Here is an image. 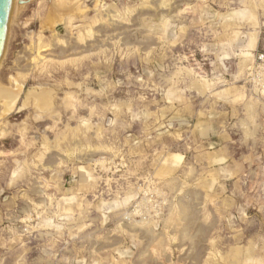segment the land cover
Here are the masks:
<instances>
[{
	"label": "rangeland",
	"instance_id": "1",
	"mask_svg": "<svg viewBox=\"0 0 264 264\" xmlns=\"http://www.w3.org/2000/svg\"><path fill=\"white\" fill-rule=\"evenodd\" d=\"M0 84V264H264V0H15Z\"/></svg>",
	"mask_w": 264,
	"mask_h": 264
},
{
	"label": "water",
	"instance_id": "2",
	"mask_svg": "<svg viewBox=\"0 0 264 264\" xmlns=\"http://www.w3.org/2000/svg\"><path fill=\"white\" fill-rule=\"evenodd\" d=\"M15 0H0V64L4 57Z\"/></svg>",
	"mask_w": 264,
	"mask_h": 264
},
{
	"label": "bare ground",
	"instance_id": "3",
	"mask_svg": "<svg viewBox=\"0 0 264 264\" xmlns=\"http://www.w3.org/2000/svg\"><path fill=\"white\" fill-rule=\"evenodd\" d=\"M0 96L3 97V98H6L7 101H12L15 98V92L13 90L8 89V88H6V87H4L3 85L0 84Z\"/></svg>",
	"mask_w": 264,
	"mask_h": 264
},
{
	"label": "crops",
	"instance_id": "4",
	"mask_svg": "<svg viewBox=\"0 0 264 264\" xmlns=\"http://www.w3.org/2000/svg\"><path fill=\"white\" fill-rule=\"evenodd\" d=\"M221 159H223V157Z\"/></svg>",
	"mask_w": 264,
	"mask_h": 264
}]
</instances>
